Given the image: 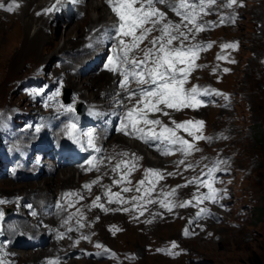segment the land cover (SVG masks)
Wrapping results in <instances>:
<instances>
[{"label": "rangeland", "instance_id": "rangeland-1", "mask_svg": "<svg viewBox=\"0 0 264 264\" xmlns=\"http://www.w3.org/2000/svg\"><path fill=\"white\" fill-rule=\"evenodd\" d=\"M23 1L29 6L25 5L20 15L0 18V55L11 30L12 32L18 31L14 32L16 33L14 38H18L17 33H19L20 27L13 29V25L23 26L24 22H31L37 9L41 7L37 4H28L27 0ZM87 1V4L94 1V4L103 5L105 8L109 7L106 0ZM169 1L168 4L164 1L160 3L161 5H156L157 10L161 9L158 11L165 14L164 22L182 23L171 9V6L175 5L178 0ZM223 2L226 0H221V3ZM238 2L243 6H234L231 9L221 7L219 4L214 6L211 10L212 14L204 16L202 22L216 25V27L212 30L202 31L194 39L185 42L186 46L189 44L212 45L210 49L199 53V59L195 61V64L203 67L196 68L191 73L186 88L198 85L220 94L202 97L206 106L199 107L197 110L183 109L177 112L165 108L164 111H167L168 115L158 112L156 117H149V119H158L161 121V125L172 128H175L172 121L177 123L188 120L203 121L202 135L210 139L197 143L183 130H176L177 135L189 140L190 143H195L199 151L185 156L174 148V153L162 155L158 159L161 161H152L148 158L143 159L137 153L129 151L128 146L136 145L146 157L149 150L144 149L140 143H134V140L129 143V138L122 135L121 131L116 128L113 131L111 124L109 127L111 135L107 139V145L100 159L102 165L98 170L92 169L90 172L81 173L80 178L76 176L74 182L62 184L60 182L63 179L68 180L76 171H74L75 169L71 171L58 169L54 164L50 169L51 175L47 174V169H44L40 178L31 182H20L10 177V180H0V200L6 201V203H2L1 213L3 216L11 217L13 215L14 205L9 201L12 198L26 197L32 198V201H35L36 198L42 201L51 198L54 201L56 195L62 190L78 188L83 181L90 185V189L87 188V191H92V196L85 199L83 208L87 214H91L95 218V222H98L95 225H89L84 218L83 223L79 224L74 233V237L77 239L73 240L71 249L60 244L61 248L66 249L61 250L54 246L50 252L46 253L45 250L39 254L35 250V252L31 251L33 253H24L22 250L11 251L8 245L9 238H7L9 230H11L10 222L1 220L0 230L3 231L6 240L0 246L4 248V252L11 251L15 257L12 261H5L2 256L4 252L1 253L0 262L2 264H49V261H57L58 264H264V149L257 142L258 139L255 135L259 128L264 129V0H238ZM72 12L76 18L69 22H61V19L56 21L57 18H51L50 23L53 25V29L52 31L45 30V34L51 36L54 33L60 37L50 52L46 51L48 47L45 45L40 53L27 55L20 65L14 66V63L10 61L5 67L1 66L0 117H15L25 113L33 123L24 133L23 144L18 146L24 150L29 147L28 144L31 140L44 138L45 135L49 141L53 138L54 133L47 129V121L44 120L46 117L56 123L60 121L58 118L62 117L59 110L62 105L59 102L49 95H44L23 85L30 78L39 80L42 73H44L43 76L49 75L47 86L66 85V88L71 92L69 104H64L62 101L64 88L57 92L59 95L56 93V98L59 97L64 105L70 108L80 103L72 97L73 93L76 98L84 100L88 104H96L91 106L92 111L100 110L99 113L103 117L109 115L105 108L107 102H110L109 110L113 111L117 105H120V114L123 112L125 101L129 102V108L136 103L125 98L126 92H124L123 99L115 100L116 103L113 100H108L112 99L111 97L105 100L110 89L115 87V80H119L117 74H113L111 87L105 88L101 99L93 97L97 93L98 96L100 95L99 87L98 91L97 88L94 91L85 90L80 97L68 86L69 82L65 83L62 76H59L60 73H70V70L75 69L79 74L74 76L79 89L84 82L94 80L101 73L108 71L99 72L94 69L87 73L88 76H85L81 72L84 64H78L77 61L71 60L78 54L86 55L97 51L95 47L91 48V43H87L81 49H71L68 41L61 36L62 33H59L66 26L74 25L83 19L79 8H74ZM79 13L80 15H78ZM222 16L225 18L223 23L220 20ZM107 19L96 27L97 37L100 36L101 25L107 26V22L112 20L110 15H107ZM81 22L77 24L80 27V32L72 33L69 40L70 43H74L73 47L77 48L82 44L79 34L83 36L88 26L87 18L84 17ZM8 25L12 27L9 29ZM158 35L159 32L153 31L148 40L146 39L140 45V49L150 47L149 41ZM226 43H237L238 50H222L221 46ZM63 51L65 52L63 53ZM62 54H65L66 57L63 62L59 59V56L64 58ZM218 55L227 57V60H218ZM106 56L108 59V54L104 57ZM233 60L235 63L229 62ZM225 68L228 69L227 72L224 71ZM45 69L47 71L37 73L39 70ZM44 83L35 84V86L42 89ZM129 90L132 91L131 88ZM160 107L163 108V106ZM89 117L87 116L85 119L87 120ZM117 121L120 122L119 118ZM60 122L62 125V121ZM109 122L110 120L107 121V123ZM161 125H143V127L151 135L159 133L162 130ZM32 130L33 134L31 135ZM105 135L106 133L102 131V136ZM118 135L127 141L124 139L126 142H115V137ZM125 153L132 154L126 158L120 155ZM150 153L153 154V152ZM157 153L159 154V150L156 148L152 156L155 157ZM114 154L119 155L111 160ZM134 157L140 162L139 164L133 159ZM181 160L184 161L183 164L179 163ZM122 161L127 163L113 171L116 165ZM146 161L153 164L158 162L163 164L164 168L160 170L153 166L145 167ZM216 161H225L220 164L219 171L215 173L217 182L214 187L220 194L217 202L214 204L208 201L198 202L194 199V195L199 196L197 193L207 195V188L189 184V181L204 177V173L207 171L206 166H211ZM45 162L48 165L50 160L45 159ZM111 162L114 165H110ZM133 164L134 167H132ZM96 166L98 168V165ZM35 167L36 164L33 163V168ZM129 168H131L130 174L127 172ZM54 169L56 170L53 171ZM149 169L157 170L162 174V178L152 177L151 174L146 177L145 172ZM122 175L126 179L121 180ZM47 181L49 182L47 184L50 188L49 191L45 190ZM114 181H120V183L117 184ZM141 181L144 183L141 184ZM26 184L31 185L25 186L28 187L29 191L26 190L27 192L8 190ZM6 185L9 187L3 189ZM124 187H128L130 191H122ZM138 187L139 191H137ZM174 189L176 190L175 194L169 196L168 194ZM116 193H119L118 197L115 195ZM149 193L150 195L147 197L146 195ZM97 197H100L98 203L103 205L105 210L94 206ZM134 197L138 199H134ZM110 199L121 202L110 203ZM125 200L132 201L125 205ZM162 200L174 205L186 201L190 204L183 208L174 207L170 212L167 208L160 206ZM17 203L19 204V202ZM23 204L24 202H20L21 207ZM130 204H132V212L129 222L125 218V213L128 214L131 211ZM108 205L109 208H105ZM200 208L207 209L210 215H204L198 219L197 213ZM11 209L12 212L8 213ZM124 209H128V211H124ZM75 223V220L64 217L61 227L67 232L69 228H74ZM49 224L53 225L50 222ZM81 224L83 227L80 226ZM205 224L207 225L200 231V227ZM122 227L125 232L120 234L119 228ZM4 229H6V233ZM186 230L187 236L184 238ZM29 233H32L33 242L36 244L37 241L42 240L40 235L35 236L37 232L31 228L21 230L19 234L25 240ZM67 233L71 235L69 232ZM13 237L19 239L14 235ZM83 237H88V239H83ZM47 238L50 240L49 237ZM177 240L181 245L177 243ZM64 241L68 242L67 239ZM97 244L108 248L109 252L104 253L103 250L91 252L92 249L97 248ZM158 246H164V250L169 255L165 257V251L161 248L158 251L154 249ZM15 248L19 249L18 246ZM18 252L24 256L18 257L16 255ZM38 256L41 258H37Z\"/></svg>", "mask_w": 264, "mask_h": 264}, {"label": "snow or ice", "instance_id": "snow-or-ice-1", "mask_svg": "<svg viewBox=\"0 0 264 264\" xmlns=\"http://www.w3.org/2000/svg\"><path fill=\"white\" fill-rule=\"evenodd\" d=\"M106 2L118 20L113 29L116 43L110 49L111 54L108 56L106 67L108 71L121 77L119 87L127 93L125 98L128 100L135 98L137 101L135 106L125 111L120 131L125 135L143 140L145 143H148L150 139L160 141L166 145L163 149H158L162 155L170 154L172 148H176L185 156L199 151L195 143H190L189 140L177 135L176 130H183L197 143L202 140H209L210 138L202 135L203 121L188 120L182 123L172 121L175 125V128H172L161 125V121L158 119H149L148 114L162 112L163 115H168V112L164 111L165 108L173 109L177 112L183 109L197 110L199 107L206 106L202 97L220 94L213 93V90L202 88L198 85L186 88L191 73L196 68L203 67L195 64V61L199 59V53L210 49L212 45L189 44L186 46L185 42L194 39L202 31L212 30V28L216 27V25L202 22L204 16L212 14L211 10L214 6L219 4L221 7L231 9L234 6L242 7L243 4L239 3L238 0H226L223 3H221V0H178L175 5L171 6L172 11L182 21V23L177 24L171 21L164 22L166 20L165 14L157 10L156 5L163 3L164 0H106ZM60 4L61 0H55V4L44 10L45 14L58 11V5ZM14 5L18 7L15 4V0H13L12 5L7 7L6 11L12 12ZM2 7L3 5H0V8ZM224 19L223 16L220 18L221 23L224 22ZM153 31L159 32V35L149 41L150 47L140 49V45ZM221 47L222 50H238L237 43H226ZM138 49L143 53L142 57L139 58L134 56ZM217 59L227 60V57L218 55ZM229 62L235 63L234 60ZM224 71L227 72L228 69L225 68ZM132 83L140 86L138 90H129V86ZM160 106H163V108ZM67 110L72 111L71 108ZM141 125H161L162 130L159 133L149 135L145 127ZM67 135L74 143L81 144V137L77 135L75 124L68 125ZM83 136L87 137L88 146L94 147L93 133L84 132ZM96 151H99V149H96ZM124 155L127 154L125 153ZM88 163L92 165L93 161L90 160ZM126 163L123 161L118 163L113 171L120 169L121 165ZM179 163L183 164L184 161L181 160ZM222 163H225V161H216L211 166H206L207 171L204 173L206 178L201 177L189 181V184L207 188V195H194V199L198 202L208 201L213 204L217 202L220 194L214 187L217 182L215 173L219 171V166ZM134 166L133 164L132 167ZM130 172L131 168H129V174ZM149 174L152 177L162 178L157 170H146V177ZM124 179L126 177L122 175L121 180ZM114 183L118 184L120 181H114ZM140 183L143 184L144 182L141 181ZM84 187L90 189V185H85ZM139 190L138 187L137 191ZM122 191L128 192L130 189L124 187ZM175 191L174 189L168 195H174ZM78 195V193L64 194L65 198ZM115 195L118 197L119 193ZM134 199L138 198L134 197ZM99 200L100 197H97L94 206L103 209V205L98 203ZM109 202L119 203L121 201H112L110 199ZM149 202L151 203L152 201ZM0 203H6V201L0 200ZM189 204L190 202L188 201L178 205L163 200L160 201V206L167 208L170 212L174 207L183 208L189 206ZM69 206H72L71 201H69ZM124 211H128V209H124ZM204 215H210V213H208L207 209L200 208L197 218L199 219ZM0 219H2V214H0ZM80 226L83 227V224ZM68 230L71 231L72 229L69 228ZM185 234L187 235V230ZM60 238H63V234H60ZM83 239H88V237H83ZM96 247L100 248L102 246L97 244ZM173 247H175V244H173ZM49 264H58V262L49 261Z\"/></svg>", "mask_w": 264, "mask_h": 264}, {"label": "bare ground", "instance_id": "bare-ground-1", "mask_svg": "<svg viewBox=\"0 0 264 264\" xmlns=\"http://www.w3.org/2000/svg\"><path fill=\"white\" fill-rule=\"evenodd\" d=\"M27 1H28V4H37L38 6H41V7L39 9H37L36 14H35V17L32 19L31 22H29V23L24 22L23 26H20V25H15L14 26L13 25V29H19L18 27H20L19 33H17L18 34V38H14L16 36V35H14V34H16L14 32H18V31H13L12 32V30H11V32H9L10 34L7 37V40H6V42L4 43V45L2 47L3 51H2V53L0 55V72L2 71V67L3 66L4 67L6 66L7 62L9 63L10 61H12V63H14V66L20 65L21 64V61L23 59H25L27 55L40 53L41 49H43V47L45 45L48 47L46 49V51L48 50V52H50L56 46L57 40L60 37V36H56V34H54V33L51 36H48V35L45 34V30H51L52 31V29H53L52 26L53 25L50 23L51 18H52V13L51 14H45L44 10L46 8L51 7L54 4L55 1L54 0H27ZM84 2H85V6H83V5H77L75 7V8H79V12L83 14V19H84V17H85V19L87 18V24H88V26L86 28V32L84 33L83 36H81V34H79V40L80 41L82 40V44H80L78 48L77 47H73V44L74 43L73 42L70 43L69 40H70V35L72 33H76L77 34V33L80 32V27L77 24L82 23L81 20H83V19H81L79 22H77L74 25H68V26H66V28L63 29V30H61L59 33H62L61 36L66 41H68V45L72 47L71 49H81L87 43H91V45H92L91 48L95 47V49H98L100 46H103V42L101 41L100 36L97 37V33H96L95 29H96V27H98L100 25L101 22L105 21L107 19V15H110V14H109L108 10L106 9L107 7L105 8L103 5L94 4L93 3L94 1L93 2L91 1L88 4H87V2H88L87 0H83V3ZM12 4H13V0H0V5H3V7L0 8V18L2 16L3 17H15L17 15H20V13H22L21 11L24 10V6L26 5V3L23 0H15V4L18 5V7L14 5V10L12 12L6 11L7 7L9 5H12ZM26 6H29V5H26ZM26 8H28V7H26ZM73 10H74V8H73ZM34 12H35V10H34ZM28 13H27V15H28ZM24 16H25V14H24ZM58 20L59 19L57 18L56 21H58ZM107 23H108L107 26L101 25L102 27L99 29V35L108 32V30L110 29V26H112V23H109V22H107ZM9 27H12V26H9L8 25V28ZM77 37H78V35H77ZM114 37H115V34L111 38V43H112V46L113 47L115 46V43H116V40H115ZM67 47H65V48H67ZM66 51H67V49H66ZM64 52L65 51H63V53ZM55 53H57V52H55ZM93 54H95V52L89 53V54H86V55L85 54H78L77 56H75L71 60H73V62L74 61H77L78 64H84L85 65L86 64V60L89 57H91ZM110 54H111V52L108 54V56ZM104 58L105 57L103 56L102 59H101V61ZM76 75H79V74H78V72H76L75 69L70 70V73H60L59 74V76H62L63 81L65 83L66 82L67 83L69 82V85L68 84L67 85L69 87H71L73 89V91L75 93H77V95L79 94L80 97H81L82 93L85 90L94 91L97 88V91H98V87H99L100 88V95L98 96L97 95L98 93H97L93 97L101 99L103 97L102 95L104 93L105 88L106 87L107 88L108 87H111V78L113 76V73L110 72V71L101 73V75L98 76V77H96V78H94V80L92 79L89 82H84V84L82 83L83 86L80 87L79 89L77 88V85H76L77 82L74 79V76H76ZM119 80H121V77L120 76H119ZM139 87L140 86H137L135 83H132L129 86V88H131V90H138ZM108 94H109L108 96H105V100H107L108 97H111L112 99H108V100H113L114 103H116L115 102L116 99L121 100V99L124 98V91L119 86L112 87L110 89V91L108 92ZM132 101L133 102L134 101L137 102L135 98L132 99ZM109 105H110V102H107L105 104V108H106L107 112H109V115L108 116H105V117L101 116L100 113H99L100 110L92 111V107H90V112L96 118H98V120H102L103 122H105V121L107 122L110 119L111 120V124H112L111 125V129L114 131V129L116 128V126H117V124L119 122V121H117V118H119V120L121 122L122 119H123V116H124L125 111L127 109H130L129 108L130 106H129V102L126 103V101H125L124 107H123V112L120 114V110H121L120 105H117L116 104L117 105V108L115 109V111H113V110L110 111L109 110V108H110ZM67 109L68 108H65L63 106L59 107L60 114L62 116V117H59L58 118V119H60V121H62L63 119H69L70 118L69 117L70 116V111H68ZM96 109H98V108H96ZM149 114H148V118L150 117ZM73 119H74V121L77 122L78 127L83 132H92L93 133V136H95L96 134L99 133L102 136V130H100V128L94 129V127L88 126L86 124V122L80 121V120H78L75 117ZM60 121L58 123L55 122L57 124L56 129L57 130L61 129L62 132H63V134H67L68 128L66 127V125H60V123H61ZM141 126L143 127V125H141ZM121 134L124 135L126 138H129V139L134 140L135 141L134 143H136V144L140 143L143 147H144L145 144H147V149L150 152L155 153L156 146H154V140L150 139L148 143H145L143 140L136 139V138H134L132 136L125 135L122 131H121ZM83 138L87 139V137H84V136H83ZM115 138H116L115 139V142H117V141L126 142L127 141L125 138H123L120 135L116 136ZM41 139L43 141H46V140L49 141L48 139H46V135H45L44 138H41ZM128 148H129V151H131L133 153H137V155L139 157H141L143 159L146 158L145 155L142 153V151L139 148H137L136 145L128 146ZM29 149H30V147H27L25 150L24 149L23 150L25 152H28ZM174 151H175V149L172 148L170 154L174 153ZM102 155L99 157V160L97 162L98 168H97V166H95L93 168V170H95V169L98 170L100 168V165H102V162H100V159H101ZM146 163H145V167L146 166H149V167L153 166V167L158 168L160 170H162L164 168V165L163 164H160L158 162L156 164H153V163H149L148 161H146ZM19 164L21 165L22 162L20 161ZM60 169H63V168H60ZM65 169L71 171L72 169H75V168H65ZM19 170L22 171L21 167L19 168ZM55 170L56 169H54L53 171H55ZM74 171H76V170H74ZM12 179H17V178L16 177H13ZM75 179H76V173L74 172V174L68 180L63 179L60 183H62V184L63 183H71V182H74ZM48 183L49 182L47 181L46 182V185ZM25 186H31V185H29V184L19 185L17 187H13V188H10L8 190L9 191H13V192H15V191L17 192V190H20L21 192H27L26 190H28V187H25ZM8 187L9 186L6 185V186L3 187V189L4 188H8ZM47 187H48V185H47ZM47 187L45 188V190L49 191L50 188L49 187L47 188ZM1 188H2V186H1ZM45 190H43V191H45ZM1 220H8V219L2 218V219H0V221ZM21 230H23V229L17 228L16 232L14 230H9V235H8L9 237H7V238H10V234L11 233L15 237H19L20 236L19 233H20ZM38 235H40V239H42V240L43 239H46L47 237H49L50 240L53 238V236H47L44 230H41L40 232H37V234L35 236H38ZM5 237L6 236H3V231H1L0 232V245L2 243H4V241L6 240ZM25 240L30 245H32V246L37 245L35 242H33L32 233L31 234L29 233L28 237ZM30 253H33V252H30ZM37 258L40 259L41 257L38 256Z\"/></svg>", "mask_w": 264, "mask_h": 264}, {"label": "trees", "instance_id": "trees-1", "mask_svg": "<svg viewBox=\"0 0 264 264\" xmlns=\"http://www.w3.org/2000/svg\"><path fill=\"white\" fill-rule=\"evenodd\" d=\"M255 135L256 138L258 139L257 142L264 149V129L259 128L258 131L255 132Z\"/></svg>", "mask_w": 264, "mask_h": 264}]
</instances>
